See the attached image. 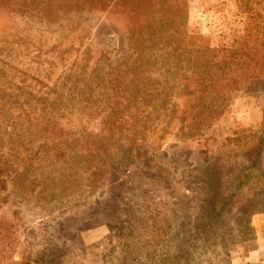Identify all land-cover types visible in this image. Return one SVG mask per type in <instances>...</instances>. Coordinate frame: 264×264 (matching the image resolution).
Wrapping results in <instances>:
<instances>
[{
    "label": "rangeland",
    "instance_id": "1",
    "mask_svg": "<svg viewBox=\"0 0 264 264\" xmlns=\"http://www.w3.org/2000/svg\"><path fill=\"white\" fill-rule=\"evenodd\" d=\"M148 1L153 5L148 10L150 16L164 12L171 17V31L181 33L183 27L187 35H200L211 46L230 44L244 33L248 45L264 46V0H250L254 14L240 11L237 0H185V10L176 8L181 0H164L171 3L168 9L158 8L157 0ZM125 15L122 6H106L64 11L62 20L50 23L34 12L28 14L0 4V82L10 90L18 84V91L25 95L40 94L66 76L75 79L83 69L87 74L92 66L104 71L121 61L129 62ZM183 16L184 22L179 24ZM159 46V52L168 51L169 46ZM165 56L157 61L175 60L170 55L165 62ZM173 101L181 104L180 97ZM80 124L74 127L85 131L91 127V123ZM236 128L257 131L264 137V91L233 92L218 121L198 143L182 145L170 134L160 139L151 137L147 153L152 173L143 174L145 177L140 172L126 175L112 170V157L106 150L101 158L108 171L92 190L86 187L82 172L68 175L55 185L33 188L27 186L30 170L15 175L6 191L0 192V264H175L179 253L174 242L181 234L176 225L173 231L165 228L166 219L170 217L173 224H178L198 211L197 204L205 198L194 183L199 168H211L222 161L236 168L242 161L240 155L227 154L226 148L219 147L223 137ZM199 147H205L206 153L198 152ZM121 160L125 164L126 159ZM258 170L264 172V149ZM165 182L174 187L173 194L164 187ZM144 186L150 191L145 192ZM256 200L246 213L250 237L196 260L201 264H264V191ZM128 205L130 234L123 224ZM155 212L152 222L148 216ZM222 215L212 221L214 230L218 225L231 231L239 228L235 225L239 223L238 211L225 209ZM139 218L145 219L140 225Z\"/></svg>",
    "mask_w": 264,
    "mask_h": 264
},
{
    "label": "trees",
    "instance_id": "2",
    "mask_svg": "<svg viewBox=\"0 0 264 264\" xmlns=\"http://www.w3.org/2000/svg\"><path fill=\"white\" fill-rule=\"evenodd\" d=\"M0 4L28 14L34 12L50 23L62 20L64 11L122 6L130 51L129 62L121 61L104 71L92 66L87 74L83 69L79 77L69 80L66 76L40 94L25 95L18 91V84L13 83L14 89L10 90L0 82V192L6 191L15 175H24L26 170L31 171L27 185L31 188L55 185L68 175L82 172L86 187L92 190L108 171L101 158L104 150L112 157V170L126 175L151 174L147 153L151 137L160 139L170 134L182 145L198 143L218 121L233 92L264 91V46L248 45L244 33L230 44L211 46L200 35H187L183 27L181 33L171 31V17L164 16V12L150 16L148 10L153 5L148 0H0ZM155 4L162 9L171 6L164 0ZM237 7L254 14L250 0H237ZM176 8L185 10V0ZM160 44L169 46L168 51L159 52ZM164 53L175 60L159 63L157 58ZM1 73L0 67V79ZM174 97H180V105ZM80 123H91V127L87 131L74 127ZM219 147L226 148L227 154L240 155L242 161L236 163V168L222 161L198 169L194 183L205 197L197 204L198 211L178 224L169 217L164 225L171 231L176 225L181 234L174 242L179 253L175 264H201L196 260L200 255L218 254L226 244L250 237L246 213L258 201L259 192L264 191V172L258 170L264 137L257 131L236 128L223 137ZM197 151L206 153V148ZM121 157L126 159L125 164ZM164 187L173 194L171 183L165 182ZM143 189L150 191L145 186ZM225 209L238 211V229L216 225L214 230L213 223ZM124 211V229L130 234V206ZM156 213L148 219L153 222ZM144 221L139 218L138 224Z\"/></svg>",
    "mask_w": 264,
    "mask_h": 264
}]
</instances>
